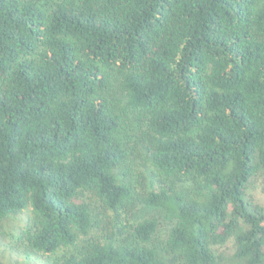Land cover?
Listing matches in <instances>:
<instances>
[{"label":"trees","instance_id":"16d2710c","mask_svg":"<svg viewBox=\"0 0 264 264\" xmlns=\"http://www.w3.org/2000/svg\"><path fill=\"white\" fill-rule=\"evenodd\" d=\"M259 183L264 0H0L8 264H264Z\"/></svg>","mask_w":264,"mask_h":264},{"label":"rangeland","instance_id":"374dc122","mask_svg":"<svg viewBox=\"0 0 264 264\" xmlns=\"http://www.w3.org/2000/svg\"><path fill=\"white\" fill-rule=\"evenodd\" d=\"M131 118V116H130ZM130 164L133 167V173L136 174L138 171H140L142 173V175H146V173L148 174V170L150 169V165L148 162H144V161H138L135 159H131ZM261 187V183L259 184H255L254 187H251L249 189V192L255 197L256 200L264 202V192L263 189L260 188ZM131 222L133 221L132 218H128ZM11 240L7 239L3 242H0V260H2L4 262V264H8V261L5 259V255H9V254H13V255H17L16 254V245L15 243L11 244L10 242ZM216 252L221 254L224 257V260L221 264H233L230 260H229V255L232 253V243L231 241H228L227 243H224L222 245H218L217 247H214ZM65 248H60L56 253L51 254L48 258H49V262L51 263L52 260L57 259L59 256H61V254H63L65 251ZM21 262H23L21 260ZM49 262H37L35 264H49ZM20 264H24V263H20Z\"/></svg>","mask_w":264,"mask_h":264}]
</instances>
